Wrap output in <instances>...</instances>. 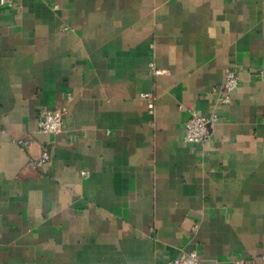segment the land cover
<instances>
[{
	"label": "crops",
	"instance_id": "1",
	"mask_svg": "<svg viewBox=\"0 0 264 264\" xmlns=\"http://www.w3.org/2000/svg\"><path fill=\"white\" fill-rule=\"evenodd\" d=\"M230 66L241 81L219 104ZM216 106L209 139L185 141L192 111ZM43 107H66L62 132L39 129ZM193 249L202 264L264 253V0L0 4V264Z\"/></svg>",
	"mask_w": 264,
	"mask_h": 264
},
{
	"label": "built area",
	"instance_id": "2",
	"mask_svg": "<svg viewBox=\"0 0 264 264\" xmlns=\"http://www.w3.org/2000/svg\"><path fill=\"white\" fill-rule=\"evenodd\" d=\"M0 4H8L21 11L23 0H5ZM159 72V70H157ZM241 76L238 69L230 66L225 71V79L216 87L219 92V104H227L232 101L233 91L239 86ZM141 96L148 101V108L151 113L155 112L156 97L151 92H143ZM66 107L48 108L43 107L39 110L38 125L39 129L47 133H60L64 130L66 124ZM219 119L218 106L214 107L208 113H200L193 110L191 116L186 121L184 140L187 142L204 143L211 136L212 128ZM17 141L24 147L29 148L32 140L28 137H19ZM51 159V152L48 147H44L41 154L30 160L31 167H40L45 165ZM83 175H89V170L83 169ZM167 264H202V259L198 250L193 249L185 251L182 255L168 261ZM236 264H254L249 258H242ZM264 264V253L261 255V263Z\"/></svg>",
	"mask_w": 264,
	"mask_h": 264
}]
</instances>
